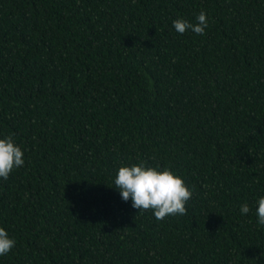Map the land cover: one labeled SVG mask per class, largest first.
<instances>
[{"label":"trees","instance_id":"trees-1","mask_svg":"<svg viewBox=\"0 0 264 264\" xmlns=\"http://www.w3.org/2000/svg\"><path fill=\"white\" fill-rule=\"evenodd\" d=\"M200 11L205 34L174 29ZM8 135L0 264H264V0H0ZM141 161L184 179L186 215L122 200Z\"/></svg>","mask_w":264,"mask_h":264},{"label":"clouds","instance_id":"clouds-1","mask_svg":"<svg viewBox=\"0 0 264 264\" xmlns=\"http://www.w3.org/2000/svg\"><path fill=\"white\" fill-rule=\"evenodd\" d=\"M173 27L180 34L191 30L197 35H203L208 27V19L206 13L200 11L195 23L178 18L173 21ZM24 163V152L13 137L8 135L0 138V179L7 180L12 171L22 167ZM114 187L119 190L122 200H131L132 207L139 212L152 210L157 220L186 215V204L193 195L181 176L169 168L161 170L147 166L145 161L130 167L121 166L115 176ZM249 211L247 203L240 206L242 215ZM255 214L257 223L264 226V196L258 199ZM15 243L7 231L0 227V256L8 254Z\"/></svg>","mask_w":264,"mask_h":264}]
</instances>
